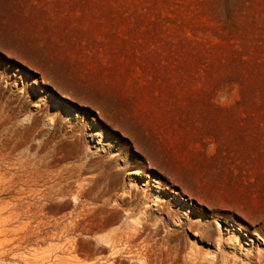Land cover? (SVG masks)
Returning a JSON list of instances; mask_svg holds the SVG:
<instances>
[{"label": "rangeland", "instance_id": "374dc122", "mask_svg": "<svg viewBox=\"0 0 264 264\" xmlns=\"http://www.w3.org/2000/svg\"><path fill=\"white\" fill-rule=\"evenodd\" d=\"M0 28V264H264V0H0Z\"/></svg>", "mask_w": 264, "mask_h": 264}, {"label": "bare ground", "instance_id": "6f19581e", "mask_svg": "<svg viewBox=\"0 0 264 264\" xmlns=\"http://www.w3.org/2000/svg\"><path fill=\"white\" fill-rule=\"evenodd\" d=\"M24 41H25V39L21 38V39H19L18 44L15 43L14 39L12 38L9 31L8 30L6 31V30L0 28V49L9 50V49H11L12 46H15V48L22 50L24 48L23 46H25ZM40 46H41V44H40ZM26 47H27L28 51H32L31 47L29 45H27ZM0 74L2 75V77H5L7 72L4 71V69H3L0 71ZM13 77L16 79V81H19V83H18L19 85H23V84H25V81H27L26 80L27 77L24 76V78H23V76H21V72H15ZM30 87H31V91H36V92L38 91V93H43V89L42 88H36L35 83H32ZM48 98L51 99V96L49 95ZM93 138H94V136H93ZM136 175H137V173L132 174L131 180L134 181L135 180L134 176H136ZM130 182H132V181H130ZM148 183L150 186L151 193L153 195H155L157 191L161 190L160 185L156 181H151V183L150 182H148ZM146 186H148V185H146V184L142 185L143 190H146ZM256 198H258V197H256ZM173 199H174L176 204L181 203V199L179 197H177L176 195H173ZM233 203L236 206L234 209L244 210V208L241 207L242 206L241 203H243L242 198H239V197L235 198ZM256 209H258V208H257V205L254 203V210L256 211ZM252 212H253V210H252Z\"/></svg>", "mask_w": 264, "mask_h": 264}]
</instances>
